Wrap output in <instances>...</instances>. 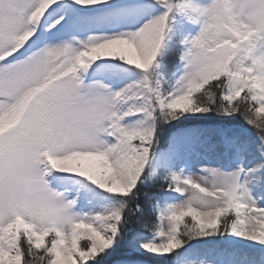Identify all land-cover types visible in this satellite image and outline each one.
<instances>
[{
    "label": "snow or ice",
    "instance_id": "obj_1",
    "mask_svg": "<svg viewBox=\"0 0 264 264\" xmlns=\"http://www.w3.org/2000/svg\"><path fill=\"white\" fill-rule=\"evenodd\" d=\"M0 264H264V0H0Z\"/></svg>",
    "mask_w": 264,
    "mask_h": 264
}]
</instances>
